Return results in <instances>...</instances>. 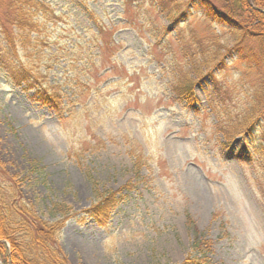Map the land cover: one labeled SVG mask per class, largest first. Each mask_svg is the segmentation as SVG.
Listing matches in <instances>:
<instances>
[{
    "label": "rangeland",
    "instance_id": "rangeland-1",
    "mask_svg": "<svg viewBox=\"0 0 264 264\" xmlns=\"http://www.w3.org/2000/svg\"><path fill=\"white\" fill-rule=\"evenodd\" d=\"M46 1L60 20L18 44L19 61L59 87L68 113L60 120L0 70L2 189L41 218L51 201L76 212L57 235L68 264H181L198 249L202 264H264L261 128L225 135L264 69L227 54L229 34L192 9L174 25L152 0ZM216 39L224 63L194 86L192 104L178 101V75L197 79L185 45ZM92 182L130 186L96 219L80 213ZM195 233L206 244L193 247Z\"/></svg>",
    "mask_w": 264,
    "mask_h": 264
},
{
    "label": "trees",
    "instance_id": "trees-1",
    "mask_svg": "<svg viewBox=\"0 0 264 264\" xmlns=\"http://www.w3.org/2000/svg\"><path fill=\"white\" fill-rule=\"evenodd\" d=\"M152 1L154 7L163 13V18L174 25H180L186 20L190 16L188 13L190 9L199 13L210 24L219 26L229 34L233 43L227 54L234 53L240 61L264 69V0ZM1 4L5 9L0 14V70L5 73L10 83L27 92L31 100L50 109L60 120L65 119L68 112L62 103L64 97L59 87L47 83L42 73L38 71L36 73L31 68L23 66L18 55L19 45L27 49L36 33L38 40L41 27H45L48 22L60 20V16L46 0H6ZM181 6L185 8L181 10ZM104 30L101 28L98 35ZM214 46L215 48L212 46L192 48L190 44L185 45L189 64L194 68L193 74H196L197 79L189 77L188 73L178 75L171 86L178 101L192 104L194 86L207 75L212 77L213 70L224 63L225 56L219 52L220 45L217 39ZM218 96L219 92L216 94L217 98ZM252 97L248 108L227 119L229 123L225 135L231 139L252 135L259 127L261 130L258 142L264 154V81L260 82ZM135 171L139 176V169ZM87 176L93 180L91 175ZM129 186L130 183H126L119 189L99 190L92 182L93 201L80 213L96 219L106 217L122 200L121 191ZM2 188L0 183L1 263L68 264L57 241V235L65 221L74 217L76 212L65 203L51 201L47 210L51 218H41L20 201L15 189L11 188L8 191ZM188 222L192 225L190 220ZM195 236L197 237L193 247L198 248L202 243L206 244L199 240L197 233ZM203 252L201 249L191 252L181 264L205 263Z\"/></svg>",
    "mask_w": 264,
    "mask_h": 264
},
{
    "label": "bare ground",
    "instance_id": "bare-ground-1",
    "mask_svg": "<svg viewBox=\"0 0 264 264\" xmlns=\"http://www.w3.org/2000/svg\"><path fill=\"white\" fill-rule=\"evenodd\" d=\"M1 264V263H0Z\"/></svg>",
    "mask_w": 264,
    "mask_h": 264
}]
</instances>
